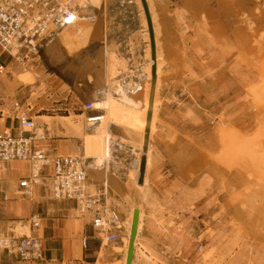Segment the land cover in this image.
<instances>
[{
	"label": "rangeland",
	"instance_id": "rangeland-1",
	"mask_svg": "<svg viewBox=\"0 0 264 264\" xmlns=\"http://www.w3.org/2000/svg\"><path fill=\"white\" fill-rule=\"evenodd\" d=\"M101 1L105 0L87 3L91 22L98 21ZM152 1L161 24L159 38L167 66L162 69L158 116L148 143L151 180L141 189L128 171L126 180L134 190L133 196L118 203L107 195V204L121 218L120 239L126 237L130 211L140 209L144 223L136 243L141 252L137 251L134 264H264V0H223L221 8L204 0H192V6L186 3L188 0ZM128 5L132 12L126 45L132 51L135 67L130 70L142 75L147 64V40L135 5ZM75 7L70 9L72 15ZM48 41L29 64L7 67L6 75L0 77V106L7 111L18 101L20 110L34 121L38 116L51 117L44 122H58L59 128L65 129L63 123L68 120L60 117H69L71 123L85 122L87 114L80 111V105L99 98L93 75L80 70L84 62L98 60V66L104 63L105 67L106 53L119 47L108 45L106 40L90 39L71 56L53 63L45 52ZM120 72L114 78L115 82L118 76L117 85L130 71ZM60 104H70L73 109L68 107L69 113L51 112ZM110 104L107 97L106 106ZM110 121H114L110 125L114 136L110 138L131 145L130 153H136V159L141 134L135 129V138L129 136V142L121 138V114L118 119L110 116ZM104 123L96 131L102 137ZM50 127L49 143L65 138L68 147L72 144L81 152L80 137L69 132L64 135L72 138L56 137ZM85 127V133L93 132L87 130L86 123ZM141 138L144 140V132ZM103 153L107 157L103 161L112 159L110 148ZM9 180L14 184L17 177L13 175ZM90 190L97 191L95 187ZM16 197L28 202L18 194ZM5 211L0 212V239L42 237L41 232L20 236V224L30 231L36 229L31 224L33 217L23 219L22 215L16 217L13 211ZM74 215L79 216L77 211ZM78 218L90 223V216ZM34 221L40 229L44 227L36 217ZM82 230L86 233L88 226ZM76 240L81 250V234ZM100 243L95 241V245ZM11 257L14 259V254Z\"/></svg>",
	"mask_w": 264,
	"mask_h": 264
},
{
	"label": "crops",
	"instance_id": "crops-1",
	"mask_svg": "<svg viewBox=\"0 0 264 264\" xmlns=\"http://www.w3.org/2000/svg\"><path fill=\"white\" fill-rule=\"evenodd\" d=\"M97 1L98 0H80L81 4L79 5L80 6L79 9L83 12V14L87 15V11H90L88 9L87 3L90 2L91 4H96ZM93 10L96 11L97 9L94 8ZM131 12L132 11L130 9V6L128 5L127 0H105V1H101L98 7L97 10L98 21H95L93 23L90 22L92 28H97L96 29L97 38L94 40L96 41H98L99 39L101 41L106 40L109 43L108 45L114 43L117 47H119L118 50L117 49L114 50L122 59L123 67H124L122 68L124 71H126L127 69L130 71L126 78L120 79L121 81L120 85H117L118 76L115 79V82L113 81L111 87L115 88L114 94L110 93L109 90L107 91L106 96L109 97V100L112 99L110 101L111 104L109 108L108 106H106L107 97H105V94L101 92V96H99V100L97 97L92 101L93 109L95 107H99L101 110L96 109L90 113H86L88 116V115L96 114L95 111L101 112L104 111V109L106 110L108 109L110 111V115L108 114V111L104 113L105 121L103 119V122H105L104 123L105 128L102 131L103 137L105 138L104 141H102L103 137L98 135V133L96 132L100 128V125L99 126L97 125L91 134L85 135L84 122L80 120L77 123H71L69 121L70 119L69 117H60L59 119L68 120V122L63 123L65 125V129H60L58 122H56L55 124L52 123L51 125L50 122H44V118L42 119L43 121L41 120L42 125L45 124L48 127L51 126L50 128L53 130V133L56 132V137H67L69 135H64V133L69 132L74 137L76 138L80 137L81 139V145H80L81 152L80 150L76 151L72 144L68 147V145L65 144L66 142L64 140L65 138H59V140H54L52 141V143L50 141V143L53 144V146L55 147L53 149L52 145L49 143L50 136L48 132L47 141L42 143V147L47 151V154L49 156H57V155H70L69 153L76 152L80 154L77 156H82L81 153L85 154L87 151H89L88 154L90 156L89 160H93V161L89 162L83 159L84 167L87 173L88 189L90 190L91 187H95L98 192L102 191V189H105L106 192L109 193V196H112L115 199V201L118 203L124 202L127 198L132 197L134 194V190L130 189V186L127 185L126 179H127L128 171H129L128 175L132 176L133 180L136 181L137 187L138 185H140L137 182L138 175H136L135 177L134 171L129 169V167L130 168L133 167L135 161L134 156L136 155V153H130L131 145L121 142V140H115L111 138L112 141L115 140L116 142L119 143L120 150L112 151V159L110 161L107 162L103 161L104 159L107 158L105 157L106 155L103 152H105V150L107 151L109 150V142L106 141V131H107L106 127L107 125L109 126L112 125V123H114V121L113 122L110 121V116L113 115V118L115 117L116 119H118V116L121 114V138L128 139L130 142V137L135 136L134 135L135 129L138 131L139 135L141 134L140 131L141 129L139 127L141 121V107L144 101L143 94L145 91L144 86L146 81L145 78L146 74L144 72V68L146 67H144L141 70L142 75H136L135 71L130 70V69L133 70L135 69L134 61H133L134 56L132 55L131 53L132 51L130 50V48L128 49L126 45L127 44L126 42L129 37L128 34L130 31L129 27L131 25L130 23ZM120 46H121V53L119 52ZM88 61L92 67L89 73L93 75L92 76L93 79H95L96 71L99 68L103 76L105 75L104 63H102L101 67L99 66L97 68L96 66L99 65L100 61L98 60H88ZM94 65L96 66L94 67ZM162 80H163V74L161 78L160 89L162 88V84H163ZM142 81L144 84L142 83ZM159 91H158V96H159ZM118 95L120 96V98L118 97ZM64 107H67L68 113H69L68 107L69 108L71 107L70 109H73V106H71L70 104L67 105L60 104L59 106L58 105L55 106V109L57 108L62 109ZM39 112L40 111L37 112V115ZM82 115H79L78 117L81 118ZM38 117H45V119H52L51 117L49 118L46 116H38ZM35 124L39 126L36 122ZM45 125H43L41 128H44ZM110 132H111V128H110ZM59 134L62 135L59 136ZM142 135L143 133L140 136L142 137ZM112 136L114 135L111 133V137ZM141 137L140 139H142ZM53 151H57V152H55V154H52ZM133 151H135V149H133ZM140 151H141V144H140ZM13 163H17V164L11 165L12 163H9V164H5V167L0 165V192L6 193L10 197V201L0 203V212H4V209H6L5 211L6 213L9 214L10 211H13L16 217H19L18 215H22L23 219L33 217L32 220H34V218L36 217L38 221L43 222L44 227L42 229H40L38 226L36 229L32 231H30L29 228L25 226V224H20L22 225L20 227L21 229L20 236H24L26 230H29L32 233L36 232L37 234L39 232L42 233V237L37 238L41 250L42 261H36V262L21 261L17 259L15 255H14L15 258L13 259L10 255L6 254L4 251L1 250L0 264H122L124 258V249L121 241L117 240L109 244L100 243L101 244L100 246L95 245V241L97 242L100 241V239L98 238L99 236L98 233L93 232L90 223L88 221L84 223L81 219L78 218L80 215L78 217L74 215V213L77 210L75 209L74 204L72 202L63 201V200L52 201L51 198L52 195L50 193L47 184H40L36 186L30 198H23V197L20 198L23 201H28V202L19 201V199L16 197L17 194L15 192L17 188V182L21 176H25L24 173L28 170V168L25 162H13ZM12 166L13 168H11ZM151 166H152V162H150V168ZM149 170L147 173L146 182L141 184L140 187L141 189H143L146 186L147 182L151 180L152 173H149ZM13 175L17 177V181L14 182L15 185L11 180H9V178L11 176L13 177ZM114 206L115 208H118L117 205ZM17 223H22V222H17ZM83 226H88V231H86V233L89 232L88 237L86 236V233H84V231L82 230ZM120 233L118 235L119 237L121 236ZM139 233L136 234V238L134 241V245L137 246L136 251H140L136 243L137 236L139 235ZM80 234H81V238L82 237L88 238V243L86 248H82L81 250L79 247H77V240H76V237L79 236ZM0 240H7V239L4 238ZM78 257H80V259ZM125 261H126V255H125ZM134 263L135 261L133 260L132 264Z\"/></svg>",
	"mask_w": 264,
	"mask_h": 264
},
{
	"label": "built area",
	"instance_id": "built-area-1",
	"mask_svg": "<svg viewBox=\"0 0 264 264\" xmlns=\"http://www.w3.org/2000/svg\"><path fill=\"white\" fill-rule=\"evenodd\" d=\"M70 10L63 9L59 0H0V75L8 64L27 65L39 56L43 44L55 31L70 25L75 20ZM52 26V29H49ZM0 106V165L25 162L28 175L17 182L16 194L30 198L40 184H47L54 199L70 201L80 216H90V226L98 233L100 242L112 243L120 239L121 218L112 205L107 204L105 189H88L87 173L82 156H49L42 147L48 139V128L37 126L34 120L20 110L15 101L9 110ZM66 111L52 108L51 112ZM82 113L94 111L93 104L80 105ZM85 118L87 130L100 124L102 112ZM112 151H119L115 141L109 142ZM139 172V170H138ZM10 201L6 193L0 192V203ZM37 228L38 222L32 220ZM87 237L81 238L82 248H86ZM1 250L14 254L21 261H42L38 239L31 236L0 240Z\"/></svg>",
	"mask_w": 264,
	"mask_h": 264
},
{
	"label": "bare ground",
	"instance_id": "bare-ground-1",
	"mask_svg": "<svg viewBox=\"0 0 264 264\" xmlns=\"http://www.w3.org/2000/svg\"><path fill=\"white\" fill-rule=\"evenodd\" d=\"M59 1H60V4L63 6V9H65V10H70L71 7H73V6H76L75 8H78V9L72 8L76 13V14L73 13L75 20L73 22H71L70 25L63 27L64 29L62 28L63 30L61 32H59L53 40H49L47 45H46L45 52L48 54L51 62H53V63L60 62V60H63L64 57H66L68 55L71 56L72 54H74V52L78 48L84 47L86 44H88V41L90 39L92 41L93 39L97 38V34H96L97 28H92L90 25V22L93 21V19L89 18V17H87V15L83 14V12L79 9L80 6H77L74 3L76 0H59ZM204 1H205L204 3L213 2L217 6V8L219 7L220 3H223L222 2L223 0H204ZM76 2H80V0H77ZM127 2H128V4H134L135 5V8L138 11V17H139L138 21H139L141 28H142V31L144 33L143 34L144 38H146V40H147V47H146L147 54H145V56L147 58V64H146V66H145L146 68L144 70V72L146 74L145 75L146 81H145V86H144L145 91L143 90L144 91V94H143L144 95V101H143V105L141 107V121H140V127H139L141 129L140 130L141 134L144 132V140H143V138L141 139L142 140L141 151L137 155V158L135 159L133 167H132L134 174H135L134 176L136 177V175H138V178H139L138 170L140 167L141 159L145 158V173H144V177H143V183H145L146 179H147V173H148V170L150 168V157H149L150 153H149L148 143H149V141L152 140V138H153L152 135H153L154 130H155V122L157 120L156 109L158 108L157 106L159 104L158 103L159 102L158 91H159L160 85H161L162 69H164V67L167 66V60L165 58V55H164V52L162 50L161 43H160L159 37L161 35V31H160V29H161L160 25L161 24L159 25L160 22L158 23V18H157L156 12H155L156 6L154 7L153 1L152 0H144L145 4L147 6L148 15H149L150 23H151V30H152L153 38H154L155 59H152V57H151V41L149 39V28H148L147 17H146L147 13H145L142 0H127ZM190 2H191V4H190ZM224 2H227V1H224ZM186 3H189L188 5L192 6L193 2H192V0H188ZM254 3H256V2H254ZM206 5H208V4H206ZM186 6H187V4H186ZM219 8H221V7H219ZM217 10H219V9H217ZM71 15H72V13H71ZM244 15H246V14H244ZM95 19L96 18H94V20ZM245 21H246V17L245 18L243 17L242 22L244 23ZM202 24H203V22H202ZM75 28H76V31H74ZM49 29H52V26H49ZM149 42H150V46H149ZM106 59H107L106 60L107 65L104 67V74L105 75L103 76L101 71L97 70L96 74H95V81H94L95 82V87H94L95 93L98 96H101V92H103L105 94V97H107L106 94H107L108 90L110 93L114 94L115 88L111 87V85L114 81V78L116 75H118V73L120 71H124L123 70V68H124L123 62H122V60H120L119 55L116 52L111 51L110 53H106ZM9 65L11 66V64H8V67H9ZM95 66L96 65H94V67ZM11 67H13V66H11ZM96 67L98 68L99 66H96ZM153 67H155V81L154 82H153V78H152V68ZM91 68H92L91 64L89 63V61L86 60L84 62L83 67L80 70L82 72L83 71H90ZM5 75H6V70H5V72H3L2 75H0V77L1 76L3 77ZM142 83H143V81H142ZM119 95H118V97L120 98ZM103 99H105V98H103ZM98 100H99V98H98ZM104 113H105V111L102 112V118H101L100 123L103 122V118L105 117ZM108 114L110 115L109 112H108ZM149 114H150V120H147V116ZM43 118L45 119V117H35V121L39 125V127H42L43 125H45V124L42 125V122H41V120ZM97 125H99V124H97ZM106 128H107L106 141L110 142V141H112L110 138V136H111L110 125L109 126L107 125ZM84 131H86V127H85ZM86 134H91V133H85V135ZM114 142H115V140H114ZM118 145H119V143H118ZM88 154H89V151H87L85 154H82V158L86 161L90 159L89 158L90 156ZM138 187L140 188L141 184L138 185ZM107 202H108V199H107ZM133 211H134V209L130 211L129 217H128L127 222H126V226H127L126 237L122 238V240L119 239V241H121V243L123 245V249H124V258H123L122 264H126L125 255L127 257V251L131 245L130 236H131V228H132L133 215H134ZM135 211H138V224H137V232H136V234H138L142 229L143 214L140 211V209L135 210ZM122 228L123 227L121 224V229ZM29 233H30V231L26 230L24 235H28ZM135 238H136V236H135ZM1 241H8V240H1ZM103 243L109 244L105 240ZM136 257H137V251H136V246L134 245V242H133V260L134 261H135Z\"/></svg>",
	"mask_w": 264,
	"mask_h": 264
},
{
	"label": "water",
	"instance_id": "water-1",
	"mask_svg": "<svg viewBox=\"0 0 264 264\" xmlns=\"http://www.w3.org/2000/svg\"><path fill=\"white\" fill-rule=\"evenodd\" d=\"M142 3H143L145 13H147L146 17H147V23H148V28H149V37H150V41H151V57H152V59H155L154 38H153L152 30H151V23H150V19H149V15H148V10H147V6H146L144 0H142ZM152 78H153V82H154L155 81V67L152 68ZM147 120H150V114L147 116ZM144 173H145V158H142L141 163H140V167H139V178H138L139 184L143 183ZM137 224H138V211H134L132 228H131V236H130L131 245L128 248L127 257H126V264H132V261H133V242L135 240V236H136V232H137Z\"/></svg>",
	"mask_w": 264,
	"mask_h": 264
}]
</instances>
